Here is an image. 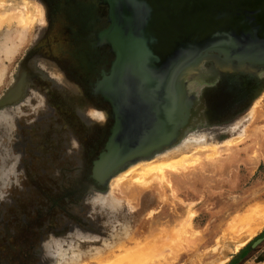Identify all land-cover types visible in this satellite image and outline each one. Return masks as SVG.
Masks as SVG:
<instances>
[{
    "label": "rangeland",
    "instance_id": "374dc122",
    "mask_svg": "<svg viewBox=\"0 0 264 264\" xmlns=\"http://www.w3.org/2000/svg\"><path fill=\"white\" fill-rule=\"evenodd\" d=\"M71 1L5 0L0 8L9 14L0 24V264H97L175 219L191 226L158 263L258 264L264 241L243 260L240 254L264 234V221L249 234L238 218L264 203V67L203 56L182 74L183 133L95 182L91 161L111 117L92 92L94 72L84 69L81 79L79 58L60 56L77 31ZM29 58L55 82L24 74ZM186 140L198 142L192 150L216 145L219 153L208 159L198 151V164L169 172L163 184L112 188L133 166L159 162Z\"/></svg>",
    "mask_w": 264,
    "mask_h": 264
},
{
    "label": "water",
    "instance_id": "95a60500",
    "mask_svg": "<svg viewBox=\"0 0 264 264\" xmlns=\"http://www.w3.org/2000/svg\"><path fill=\"white\" fill-rule=\"evenodd\" d=\"M101 1L108 6L109 25L99 33V42L111 48L114 59L96 90L111 104L116 121L140 122L126 133L125 154L103 167L99 160L112 155L106 145L96 162L98 175L175 142L189 111L188 103L178 99L181 73L203 56L215 53L225 62L264 67V0ZM147 128L159 130V137L140 144L137 139ZM115 132L113 125L107 144ZM263 241L264 234L243 255Z\"/></svg>",
    "mask_w": 264,
    "mask_h": 264
},
{
    "label": "bare ground",
    "instance_id": "6f19581e",
    "mask_svg": "<svg viewBox=\"0 0 264 264\" xmlns=\"http://www.w3.org/2000/svg\"><path fill=\"white\" fill-rule=\"evenodd\" d=\"M5 5H6L5 0H0V8L3 9V7ZM38 7L39 6H37V9H38ZM19 10H21V9H18V11ZM37 11L41 13L40 9H38ZM24 18L29 20L30 16H25ZM8 19H9V14L0 13V24H3ZM227 64H230V63H227ZM225 67H227L229 69H235V67H232L231 64L227 65ZM200 70H202V69H200ZM181 74H183V72ZM181 80H182V75H181ZM180 83L182 84L183 82L181 81ZM182 90L183 89H181V91L179 90L178 99L180 98L179 102L181 101V103H183L185 105L189 102V99L187 96L184 95L185 91L182 94ZM116 109H118V107ZM117 111L118 110H116V114H115L116 119L118 117ZM115 122L116 123L114 124V126H115L116 132L114 133V137L112 138L110 144L106 143L108 148H110V152L112 151V155H108L105 152L106 153L105 157L103 155L102 158L99 160L101 162V165H103V167H105L104 165H107L109 161L112 163H116V161L119 159V157H121L125 154V152L127 151L126 145H128L130 142L127 140L128 136H126V135H128V134H126V133H129L133 130H136L139 127L138 123L140 122V120L134 122V124H132V125H129L128 122L125 124H123L122 121L118 122L115 120ZM181 123L182 124H181V127L179 126V130H178L176 138L178 137L180 131L182 132L181 128L184 126L183 124H185V121H181ZM144 132H145V135L140 134L139 135L140 138L137 139V142H139L140 144L141 143L142 144H146V143L148 144L152 140L158 138L160 131L159 130L158 131H152V130H148V128H147ZM126 142H127V144H126ZM195 143H198V142H195ZM195 143H193V141L190 142L187 140L185 142H182L179 145V147L164 153V155L162 154L161 155L162 160L159 162L140 163V164L138 163L137 165L133 166L130 169L129 173H127L123 177H120V178L114 180L112 182V188L115 189L116 187H118L122 181H128V182L131 181L132 183L133 182L136 183V185H138V186H147V185L151 184L153 181L161 183V184L169 181L170 179L169 180L167 179V174L169 172L178 173L181 171H185L188 168L193 167L196 164H198V162L200 161V156L198 154V151H200V150L197 149L196 147H194L195 151L191 149V148H193V144H195ZM199 143H202V142H199ZM200 149H201V151L204 152L205 157L208 159H211V158L217 156L219 153L216 145L215 146L214 145H210V146L203 145V146H201ZM109 154H111V153H109ZM127 154H129V153H127ZM104 173H106V171L103 170L102 174H104ZM128 175H130L129 179L127 178ZM243 214H245V215H243ZM243 214L239 215L241 217L238 216L239 218L238 217L237 218L242 222V224H245L244 226H246L245 227L246 233H249V234L255 233V231L257 230V227H260L259 226L260 224L262 226L261 222L264 221V203L252 206L251 209H249L246 213H243ZM189 216H188V218H189ZM188 222L186 225V222L182 224L179 219H175V223H173V224H167V225H163L161 227L155 228V229L151 230V232L149 233V235H147V237L145 238V240L143 242L142 241H141V243H140V241L136 242L135 246L128 247V248L126 246L124 247V245L123 246L119 245L118 246V250H119L118 254H115V252L112 251L111 253H109L106 256L99 257L97 264H157L158 262H161L162 259L167 260V259H164V256L166 255L164 253V251L167 250V252H168L169 251L168 247H172V248H170L171 251L169 254L172 253L173 248H175V251H176V247H178L181 244V241L184 238L183 236L185 234L186 227L189 228L191 226V220H190L189 225H188ZM237 223H239L238 220H237ZM235 224H236V222H235ZM244 226H239V227L244 228ZM239 227H237V229H235V230H237L236 233L243 230V228H242L239 231L238 230ZM167 257L168 256H166V258ZM158 264H163V263H158Z\"/></svg>",
    "mask_w": 264,
    "mask_h": 264
},
{
    "label": "flooded vegetation",
    "instance_id": "af4514ba",
    "mask_svg": "<svg viewBox=\"0 0 264 264\" xmlns=\"http://www.w3.org/2000/svg\"><path fill=\"white\" fill-rule=\"evenodd\" d=\"M70 3L68 5L69 12L72 16L73 21L77 25V31H74L75 36L72 37L71 42L69 43L71 44L70 46H72V48L70 50H68V48L61 49L60 53L62 55L60 56L69 55L70 57H74L76 55V57L79 58L78 59L79 62H77L76 65L83 72L78 75V77L81 79L85 78V74H84L85 71H83L84 69L87 70L88 68L89 70H92L94 72V78L91 82L92 92L97 94L101 99L100 101L102 103L101 111H103L104 113L106 112L107 114L109 113L111 117V121L104 132V139L102 141V146L96 157L91 161V176L95 182L101 183L104 182L109 175L106 176L107 175L106 173L101 175L96 174V162L100 159L101 154L107 151L106 143L108 142V138L111 134V130L115 123V119L113 116V108L111 104L104 98V96L101 93L97 92L96 90L97 83L102 79L104 74H108L111 63L114 59V54L111 51V48L108 45L100 44L99 42V33L109 25L108 6L105 3H103L101 0H92L91 3H87L86 0H72ZM78 37L80 38L79 40H77ZM72 49L74 50L72 51ZM89 50L92 51L91 52L92 55H88ZM88 56H90V58ZM59 59H60L59 56L53 57V61L57 65H60ZM30 60H31L30 58L27 60L28 61L27 65L24 64L23 67L25 71V72L23 71L24 74L26 73L34 80L38 76L43 75L47 79H49L52 83L55 82L53 81V76L49 72H47V69L46 70L44 69L45 64L44 66L40 65L39 67L35 63H31L30 65L31 62ZM64 71L66 74V70ZM67 76L71 78L69 75ZM16 98H19V96ZM258 246H256L255 248H257ZM252 250H250L245 255H243L244 252L243 251L240 254V259L243 260L246 257V255H248ZM231 264H238V262Z\"/></svg>",
    "mask_w": 264,
    "mask_h": 264
},
{
    "label": "crops",
    "instance_id": "0c3cea01",
    "mask_svg": "<svg viewBox=\"0 0 264 264\" xmlns=\"http://www.w3.org/2000/svg\"><path fill=\"white\" fill-rule=\"evenodd\" d=\"M258 264H264V248L262 250L261 256H259V259L257 261Z\"/></svg>",
    "mask_w": 264,
    "mask_h": 264
}]
</instances>
